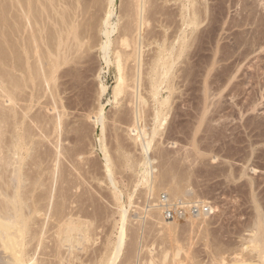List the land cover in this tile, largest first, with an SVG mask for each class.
<instances>
[{
	"label": "rangeland",
	"instance_id": "rangeland-1",
	"mask_svg": "<svg viewBox=\"0 0 264 264\" xmlns=\"http://www.w3.org/2000/svg\"><path fill=\"white\" fill-rule=\"evenodd\" d=\"M60 1L61 0H59V4ZM93 1L97 2L99 0H80V4L81 2L82 4L80 5L81 10H78V18L81 16V19L79 18V20L77 18L80 21H78L77 29H79L81 37L84 33L87 35L91 34L90 36H97L99 40L95 37L91 38H95V42H97V40L99 42L105 38L103 34L98 32V24L105 11L102 8L104 6V1L102 2L101 0L98 2L99 4L102 2L100 4L101 7L98 3H93ZM127 1L129 0H117L115 15L112 17V21L114 22L117 16H119V24L117 25H120L122 28L124 26L123 24H125V30L129 28L127 27L129 22L128 24L126 23V20L128 21L129 19H126V16L129 15L128 12H130L128 9L129 7L126 8L128 10L126 12L128 15L124 12L126 10L125 7L128 6ZM156 1L158 2H154L156 6H154V3L151 1L154 7L149 5L151 2L148 3L152 12L151 14L154 12L151 16L152 18L154 17V19H149V26L147 25L146 28L144 27L146 31L144 30V33L142 32L143 38L140 39V49L142 50L140 51L142 53H140V59H142L141 61L143 62V70H141L143 72L145 71L142 76V84L146 81L147 74L145 75V73L146 70L149 69L153 56H155L162 45L164 48L168 49L164 51L166 52L164 53L165 61L169 62L172 60L174 62L170 70L171 73L169 72L168 76L165 78L166 83L164 82L165 84H162L163 87L161 86L162 90H160L161 92L158 96L159 99H167L165 104L159 106L158 103L153 107L154 100L149 96V93H147V89L144 85L142 86L144 89L140 88L143 96L146 98L148 97L147 100H149L147 103L148 105L144 107L143 119L140 120L139 124L140 127H143L142 130L145 131L146 129L145 132L148 131L149 136L151 135V148L147 154L153 159V170L150 177L154 181L156 180L154 185H156L157 195H153L147 200V191L145 184L142 183L143 174L140 165L143 161V154L139 145L133 140L134 133L130 132L128 130L129 127H127L128 125H132V116L130 115L132 114L133 106L128 103L130 102V95H126V93L130 92L125 91V93L120 95L121 98L118 97L119 99H116L118 103L113 100L111 103L107 102L109 98L112 99V87L115 85L116 81L115 65L110 64L106 66L103 59L100 58L101 56L97 48L92 47L93 45L91 42L93 40H90V36L87 37L84 35V37H82L84 38L83 43H85L86 46L90 45L92 47H88V49L83 45L80 48V50H84V47H86L87 49L85 48V50L90 51L84 52L82 50L83 52H80L84 53L82 55L87 59L85 57L82 58L83 56L81 55H77V50H75L72 54V59L76 53L75 56H77V59H80L81 62L78 63L79 61L75 59L76 57L70 62V64L73 63L72 68H77L78 72L81 69L80 73L76 72V69H71V66L69 67L68 65L69 63L67 64L68 67L66 65L61 67L62 71H65L66 68L69 70L71 69L73 72L75 71L74 73L71 71V74H78H75L77 78L75 75L73 76L77 81L70 74L66 75L70 73L69 70L64 73L61 72L60 68L59 71L62 75L65 74L66 78L63 77L64 75L58 74V79L59 76L60 80L63 77L67 86H65V89L64 86H61L64 83L63 79L57 82H60L59 89H63L62 94L64 93L63 95H66V97L70 98L72 101H69L72 104L70 103L71 107L69 105L68 110L71 113L70 117L72 119V124L70 125L72 131L70 130L71 132L69 133L71 138L70 147L74 153H78L77 155H79L77 156L75 154L74 157L76 159L72 157L75 159L73 160L78 170L76 169L73 171V174L76 176L75 178L73 175L70 177H73L77 187H72V190H70V203L67 206L70 205L69 208L72 207L71 209L74 211V217H77L87 230L80 240V244L76 243L77 245H73L74 247L72 246V248H70L65 244L63 246V244L58 243L62 235L56 228L57 220H54V218H57L56 216L48 215L46 219L43 217L44 215H42V217L39 216L40 218L36 217L37 223L32 225V230H37V236L29 247L30 256L36 255L33 256L36 259V264H101L104 259L106 260L110 257L113 251V245L118 232L117 220L120 219L118 215L120 203L115 201V198L113 199L112 197L113 188L109 183L102 161L100 160L99 150L97 147L93 146L96 140L97 129L94 124L91 125L92 120L86 117V114H88L87 112L91 113L92 111H97V106L99 104L105 105L104 117L106 118H104V123H106V129L103 134L105 145L103 147L105 151L107 149V153L113 161L114 166L112 165L111 167L113 170L112 173L114 172L113 179L117 184V188L124 196V206L128 214L126 228V243L128 245L125 244L124 253L121 255L122 258L120 257L118 264H135L137 256L140 264H143L144 261L147 264H163V258H161L163 251H166L165 253L168 252L164 259L167 264H174L175 262V264H221L220 261L222 260L224 264L259 263L257 251H254L252 245L248 244L247 241L252 234L251 232L255 230L253 221L256 211L252 199L255 198L256 201L261 199L260 201L264 204V37H262L264 36V29H262L264 25H261L264 24V19H262L264 18V0L263 2L262 0H235L234 2H232L233 0H226V2L223 0L225 6L222 0L220 2L217 0L207 1L208 5L212 4L210 5V13H208V15L207 12L203 14L206 15V17L203 16L204 21L198 27L199 29H197L198 35L195 33L193 35L194 39L189 37L184 48H181L182 45H179V43H181L179 41V36L181 37L182 35L180 25H178L181 20V16L179 18V12L181 10L179 2L181 1ZM122 2H125L126 5ZM201 2H204V0ZM0 4L3 5L4 0H0ZM204 4L205 3L200 4V9L204 10L205 7L202 6ZM215 4H217V6L219 4L220 7H218L222 9L223 12L221 11V16L220 14H217V16L215 15L217 10L212 7L216 6ZM97 5L99 9L101 8L100 11H98ZM81 6L84 7V10ZM61 7H65V5H61ZM94 8L97 9L95 10ZM155 8L161 9V13H159V9L156 10ZM121 10L126 16L120 13L122 12ZM96 11H98V13ZM88 12H94V14L98 16L99 21L94 14L93 17H95V19H92V15ZM51 13L49 14L50 16H52ZM88 15H91V17ZM214 16L218 18L215 19ZM163 17H165V19ZM89 18L94 20L95 27H97L96 29L93 27V21V26L91 24L88 25V27L86 26L90 23ZM87 20H89V23L86 22ZM97 21L98 24L96 23ZM222 21L225 23H222ZM47 22L51 24L50 18H47ZM49 24L46 29H52ZM83 24H85L88 29L93 27L92 30L90 29L89 31L91 33H86L88 31L85 30L86 28H84ZM79 25L83 26L80 27ZM177 25L180 31H178ZM82 27L83 31L80 32V28ZM118 27L119 26H117V29ZM208 29L210 30L209 34ZM187 30L186 34L189 33V28ZM119 31L117 30L113 33V38L116 39V37H118L116 34L122 33V31ZM144 34L146 36H144ZM85 37H87V40ZM144 37L145 40H142ZM115 39L114 41H116ZM142 41H144V43ZM95 42L93 41V44ZM178 46H181V49H178ZM180 51H182V53L178 54ZM80 53L78 51V54ZM85 53L87 55H85ZM75 62L76 64H74ZM127 62L130 64L128 65ZM127 62L125 73L126 71H131V67L134 66L131 60ZM77 63L79 65L81 64V67L77 65ZM85 65L87 68H85ZM63 67H65V70H63ZM230 69L233 70L231 71ZM68 76H70L69 78L72 80L67 78ZM69 83L71 85L74 84L71 86ZM99 83H103L108 88L105 94L98 93V90H100ZM68 84L70 86H68ZM166 84H169L170 87L165 88L167 86ZM40 89L39 91H42V96L40 92L36 90L39 96L36 94L37 96H35L33 102H24L29 106L32 103L30 107L33 109L30 108L28 113L31 117L34 113L35 116L37 114L39 117L42 115L50 116L49 109H47V107H49V103L47 102L50 101L49 94L47 93L49 89ZM65 90L67 91L66 94ZM86 95H88V97ZM40 96L41 98L39 99ZM98 101L99 103H97ZM83 102H85L84 105ZM86 102H88L87 105ZM24 103L22 102L21 104L25 105ZM73 103L75 105H73ZM46 105L47 107H45ZM81 106H85V108ZM130 106L132 107L130 108ZM158 108L159 112L161 110L160 115H162L161 124L155 125L153 124L154 121L152 116H154L153 114ZM16 109L21 113L17 112L18 115L23 116L26 124L30 126L32 124L29 122L31 121L30 115L28 116L27 114L28 120V118L24 117V114H22V109ZM155 126L156 128H154ZM31 127L34 129L29 130L32 132L34 131V134L38 133L40 135L37 134L38 136L36 135L35 137L33 134V141L42 140V142L36 141L40 146L35 142L37 148L34 149V151L41 150L38 151V153L52 151V149H50L51 144L47 141L48 139L45 134L43 133V135H41V131L34 126V124L31 125L30 128ZM259 129L263 130L260 131ZM149 131L151 133L155 131V136H152ZM44 156H46V154ZM30 157L31 156H29V158ZM63 162L64 164L68 163V161L65 160ZM161 174L166 175L163 177L161 176L162 182L159 181V175ZM173 181L177 182L182 188V194L178 198H174L170 195L169 191H167ZM160 194H165L167 198H171L173 201H204L206 202L205 204H209L212 207V211L208 212L207 210L206 215L201 219L188 220L184 218L179 221H174V226L172 224L170 227L171 229L169 228L168 230L167 227H162L160 226L161 224L156 223V221L161 218V216L158 215V220H156L157 216L154 214L156 210H151L147 207L149 202L151 204L157 203ZM262 203L261 205L264 212V205ZM116 204L119 205L117 206ZM146 207L149 209V213L153 212V214H146L147 216L144 217L143 213ZM160 213L161 212L158 210V214ZM141 218H145V220ZM140 219L143 220V224ZM44 220L47 223H44ZM52 220H54L53 223ZM41 221L46 224L44 228L45 231H43L44 235L39 231L41 230ZM115 223L117 226L114 225ZM38 237L40 238V242H38ZM246 245L249 246L245 248ZM148 248L153 249L154 252L149 253ZM1 250L0 248V264H9V262H11L10 253L8 254L5 250ZM175 251L178 252L177 255L174 253ZM168 254L171 257H169ZM152 257L153 259H151ZM241 258L246 263L243 261H236ZM149 259H151L153 263H150ZM145 262L144 264H146Z\"/></svg>",
	"mask_w": 264,
	"mask_h": 264
},
{
	"label": "bare ground",
	"instance_id": "bare-ground-1",
	"mask_svg": "<svg viewBox=\"0 0 264 264\" xmlns=\"http://www.w3.org/2000/svg\"><path fill=\"white\" fill-rule=\"evenodd\" d=\"M100 1L101 0H99L97 2L93 1V3L94 2L98 3ZM151 1L153 3L154 2L158 3L156 0H154V1L153 0H129V1H127L128 6L125 7V9L129 7L128 8L130 10V12H128L129 15L126 13L128 11L127 9L124 12L128 16H126V14L123 13L122 10H121L122 12H120L121 14L123 13L124 16H126V19L129 18L128 21L125 19L127 24L129 22V24L127 26L129 28L125 30L124 29L125 24H123L124 25L122 27L123 29L121 28L120 25H117V24H119V22H118L120 19L119 16H117L116 21H114V22L112 21V17H114V15H115V5L117 3V0H102V2L104 4V6L102 8L105 11L102 9L104 11V14L102 13L103 15L100 18V21L98 20V16H96L94 14V12L93 13L88 12V13H90L92 15V19H95V17H97L96 19L99 21V24H98V21L96 22L99 25L98 32L103 34V36H105L104 40H101L98 42L99 39L97 38V36H94V35L90 36L91 34L87 35L84 32H83L84 34H82L83 35L82 37H84V35H86L87 37L90 36V40L92 39L94 42L96 39H98L97 42H95L94 44H93V41L91 40L92 41L91 44L93 45L92 47L97 48V50L99 51V55L101 56L100 58L103 59L106 66H109L110 64L115 65L116 81H115V85L112 87V96H111L112 99L109 98L107 102L111 103L112 100L116 101V99H119L118 97H120V95L125 93V91L130 92V93H126V95L127 96L130 95V97H129L130 102H128V103L132 104V106H133L132 112H131L132 114L130 115V116H132V125L129 126L127 124L128 125L127 127H129L128 130L130 132L134 133L133 140L139 145L141 152L143 154L142 155L143 161L140 165H141V172L143 174L142 183L145 184V186H146L147 200L150 199L151 196L157 195V192H156L157 190H156V185H154V182L156 180L154 181L150 177L151 172L153 170V164H152L153 159L151 157H149L147 154L149 149L151 148V138H150L151 135L149 136L148 131L145 132L146 129H145V131L142 130L143 127L142 126L140 127V124H139L140 120L143 119L142 116L144 113V107L146 105H148L147 103L149 100H147L148 97L146 98L145 96H143V94L141 92L142 90H140V88H143L142 86L144 85V87L147 89V93H149V96L151 98H153V100H154V103H153L154 106L153 107H155V104L157 105L158 103H159V106L165 104L167 99L166 98L159 99L158 96L161 92L160 90H162L161 86L165 82V78L168 76L170 70L172 69V66L174 65V62L171 60L172 58L170 59L171 61H169V62L165 61V57H164L165 54L164 53H166V52H164V51H167L168 49L164 48L163 45L161 46V44H160V46L163 48L160 49L161 48L160 47L158 49V52L155 54V56H153V60L151 59L152 61L149 65V69L146 70V73H145V75L147 74L146 81H145V83L143 82V84H142V81H143L142 76H143V73L145 71L144 72L142 71L143 70L142 69V67H143L142 63L143 62L141 61L142 59H140V56L142 54L140 52V51H142L140 49L141 48L140 47V41H141L140 39L143 38L142 34L144 33L146 26L150 23L149 21L152 18L151 16L154 14V12H153V14H151L152 13L151 9L148 6V3ZM164 1L168 2L170 0H164ZM180 1L181 2H179V5H181L180 6L181 10L179 12L180 13L179 18L181 16V18H180L181 20H180V24H178V25H180V30L182 32V35H181V37L178 35L179 41L181 42V43H179V42L178 43H179V45H182V47L178 46L179 47L178 49L184 48L186 46V44H187L186 42H188L189 37H192V39H194L193 35L195 33L198 35L197 29H199L198 27L204 21L203 16L206 17V15H203V14H206V12H207V15H208V13H210V11H209L210 7H211L210 5H212V4H209V5L207 4V1L209 2V0H204V2H201L203 0H180ZM217 1L220 2L221 0H217ZM217 1H216V3H217ZM224 1L226 2V0H224ZM234 1L235 0H233L232 2H234ZM152 2H151V4L149 3V5L153 6ZM222 2H223V0H222ZM262 2H263V0H262ZM122 3L125 4V2H122ZM155 3H154V6H156ZM203 3H205L204 5H202L205 7L204 10L200 9L201 8L200 4H203ZM81 4H82V2H81ZM81 4H80V0H61L60 4H59V0H4V4L3 5L0 4L1 5V7H0V248L3 251L5 250L6 252H8V254L10 253L11 262H9V264H29V263L30 264H36L37 263L35 257H33L36 255L34 254L33 256H30V253H29L30 252L29 247H30L32 241L37 236V233H36L37 230L36 231L32 230V225L37 223L36 217L40 218L39 216L42 217V215H44L43 217H45V219H46V217L48 215L56 216L57 218H54V220L55 219L57 220L56 221V223H57L56 228L58 229L57 231L59 233H61V235H62V236L60 235L61 237H60L58 243L63 244V246L65 244V245L69 246L70 248H72L73 245L80 244V240L82 239V237L84 236V234L87 230V229H85L83 223L81 221H79V219H77V217L76 218L74 217V211L71 209L72 207L69 208L70 205L67 206L70 203V201H69L70 196H71L70 190H72V187H77L75 180H73V177L71 178L70 176L73 175L74 178L76 177L73 174V171H75L77 169L76 163H74V160L76 159L74 156H75V154L77 155L78 153H74L72 151V148L70 147L71 138L69 136V133L72 131L70 129V125L72 124L71 123L72 119L70 117L71 113L68 110H69V105L71 107L72 101L70 100V98H67L66 95L64 96L63 95L64 93L62 94L63 89L62 90L59 89L60 88L59 87L60 82H57L58 80H60V76L58 79V74H61V72L65 73V71L68 72V70H69L67 68L65 70L64 69L65 67H63V70H65V71H62L61 67L64 65H66L67 67L69 65V67L71 66V69H73V70L76 69V72H78L77 68H72L73 63L70 64V62L72 60H74L75 57H76L75 59L78 60L77 56H75L76 53H77V55H81V56H83L82 58H84L85 56L82 55L84 53H80V52L89 51V50H85V48L91 47L89 44H88L89 46H86L85 43H83L84 38L81 37V33H79V29H77L78 21L81 19L80 18L81 16L79 17L80 19L78 18V16H79L78 10H81L80 9ZM100 4L98 3V5L101 7ZM223 4H224V2H223ZM61 5L62 6L65 5V7H61ZM98 5H97V7H98ZM215 5L216 6H212L213 9L216 8V10H217L216 11L217 13L216 14L214 13V14L216 16H217V14L218 15L220 14V16H221L222 9L219 8L220 7L219 4H218L219 7L217 6V4H215ZM82 6H84V5H82ZM224 6H225V4H224ZM58 8H59V10H58ZM83 8L84 7H82V9ZM98 9H99V7H98ZM100 9L98 11H100ZM158 9H156V10H158ZM95 10H93V11H95ZM160 10L161 9H159V11ZM88 11H90V10H88ZM98 11H96V12L98 13ZM163 11H162V15H163ZM247 11H248V9H247ZM249 11H250V9H249ZM50 13L52 16L49 15ZM159 13H161V11ZM93 14L95 15V17H93ZM91 15H88V16L91 17ZM247 15H249V14H247ZM149 16H150V18H149ZM47 18H50L51 24H49V22H47ZM163 18L165 19V17H163ZM214 18L216 19L218 17L214 16ZM89 19H90V23H89V20L86 21L89 23V24L86 23L87 27H88V25H90V24L92 25L94 23V20H92L91 18H89ZM152 19H154V17ZM258 19H259V17H258ZM262 19H264V18H262ZM155 20H157V19H155ZM92 21H93V23H92ZM236 21H237V19H236ZM46 22H47V24H46ZM212 23H211V25H212ZM222 23H225V22L222 21ZM48 24H49V26L51 25L52 29L47 28L48 29V32H47L46 27ZM79 24H81V23H79ZM83 25H84V28H86L85 24H83ZM83 25H79V26L81 27ZM93 25L92 26L95 27V23ZM98 25H96V26H98ZM178 25H177V29H178V31H180L178 28ZM261 25H264V24H261ZM117 26H119L118 29H117ZM212 26L214 27V25H212ZM93 27H91L90 29L92 30ZM96 28L97 27H95L94 29H96ZM188 28H189V33L186 34V30ZM210 28H212V27H210ZM258 28H260V27H258ZM80 29H81L80 32H82L83 27ZM90 29L86 28L85 30L88 31L86 33H88V34L91 33V32H89ZM262 29H264V28L262 27ZM117 30L118 31L119 30H121V31L125 30V31H122V33H120V34H116L118 37L115 36L116 37V39H115V38H113V33ZM121 31H119V32H121ZM150 31H152V30H150ZM209 31L210 30L208 29V34H209ZM213 31H214V29H213ZM119 32H117V33H119ZM253 32H254V30H253ZM149 35L147 36L148 38H149ZM144 36H146V35L144 34ZM210 36H211V34H210ZM87 37H85L86 40H87ZM91 37H95L96 39L91 38ZM262 37H264V36H262ZM248 38H249V36H248ZM114 39L116 41H114ZM142 40H145V37ZM142 42L144 43V41H142ZM87 43H89V42H87ZM83 45L86 47H84V50L82 49L83 50L82 51V50H80V48ZM258 47H259V45H258ZM126 49H129V50H126ZM75 50H77V51L73 56L74 58L72 59V54H73V52H75ZM78 51L80 54H78ZM248 52H249V49H248ZM110 53H111L112 57H111ZM170 53H171V51H170ZM181 53H182V51H180V53L178 52V54H181ZM244 53H245V51H244ZM85 55H87V54L85 53ZM166 56H168V55H166ZM130 60L133 62L134 66L133 67L130 66L131 69L130 68L129 69L131 71H129V72L126 71V73H125L126 62L130 61ZM78 61H79L78 63L81 62L80 59ZM91 61H92V59H91ZM88 62H90V61H88ZM170 62H171V64H170ZM78 63H77V65H79ZM74 64H76V62ZM129 64L130 63H128V65ZM227 67H228V65H227ZM60 68H61V72L59 71ZM85 68H87L86 65H85ZM89 68H91V67H89ZM71 69L69 70L70 73L66 72L67 73L66 75L70 74L73 77L76 73L74 75H72ZM80 71H81V69L79 70L78 73H80ZM58 72H60V73H58ZM228 73H229V71H228ZM63 75H62L63 77L66 76L65 74H63ZM76 75H78V74H76ZM76 75H75V77H76ZM63 77L61 78L60 81H62ZM69 77L70 76H68L67 78H69ZM79 78H81V77H79ZM66 80H68V79H66ZM70 80H72V79H70ZM70 80H68V81H70ZM64 81H65V79H63V82ZM69 84H68V86L71 85V84L70 85ZM99 84H100L99 85L100 90H98L99 91L98 93L105 94L108 88L103 83H99ZM258 85H259V82H258ZM61 86L62 87L64 86V89H65V86H67V85L64 82L63 85H61ZM77 86H78V83H77ZM37 87H39V88H37ZM41 87L46 88V90L49 89L48 92L46 91L49 94L48 96L50 97V101L47 102V103H49L48 104L49 107H47V105L45 107H47V109H49L50 116L47 115L48 116L47 117V116L42 115L41 117H39V116H37V114L35 116V113H34V115H32V117H31V115L28 113L30 111V108H31L30 106L32 103L29 106V105L25 104L24 102H26V103H27V101L33 102V100H35V96L38 95L36 90L39 91V89ZM169 87L170 86L168 84L165 88H169ZM42 88L40 90H43ZM86 88H87V86H86ZM27 89H29V90H27ZM66 89H68V88H66ZM129 89H131V90H129ZM70 91H71V89H70ZM66 92L67 91L65 90V94H66ZM79 93H80V91H79ZM40 95L42 96V91L40 92ZM41 96L39 97V99L41 98ZM86 96L88 97V95H86ZM45 99H47V98H45ZM69 101H71V102H69ZM85 101H87V100H85ZM22 102L25 105L21 104ZM36 102H37V100H36ZM87 103L88 102H86V105H87ZM97 103H99V101ZM116 103H118V100L116 101ZM5 104H7V105H5ZM84 104H85V102H83V105ZM73 105H75V104L73 103ZM17 106H19L20 108ZM132 106H130V108ZM81 107L85 108V106H81ZM104 107H105V105L99 104L97 106V111H92L91 113L87 112L88 114H86V117H88L89 119L92 120L91 125L94 124L95 128L97 129L96 140H95V143L93 144V146L97 147L99 150V154H100V158H101L100 160L102 161V165L105 169L109 183L113 188V190H112L113 196L112 197H113V199L115 198V201L119 202L121 205L120 206L118 204L119 205V214L118 215L120 216L119 220L116 219L118 221V223H117L118 226L116 225V223L114 224L118 227V229H117L118 232H117L116 240H115L114 245H113L114 246L113 251H112L109 258H107L106 260L101 259V260H103L101 262V264H118V262L120 261L121 255L124 253L123 252V250H125L124 246H125V244H127L126 243V240H127L126 239V236H127L126 228H127L128 214H127V209L124 206V204H125L124 203V196L120 192V190L117 188V186H116L117 184L115 183V181L113 179V177H114L113 173L114 172L112 173L113 170L111 168L113 165V161H112L111 157L108 155L107 149L105 151V149L103 147V146H105L104 141H103V134H104L105 129H106V125H105L106 123H104L105 122L104 118H106V117H104ZM16 108L22 109V112H23L22 114H24V117L28 118V116L30 115L31 121H29V122L32 123L31 125L34 124V126H36L41 131V133H42L41 135H43V133L45 134L46 138L48 139L47 141L51 144V145L48 144L52 147L51 148L49 146L50 149H52V151L50 150L51 152L49 150H48L49 152L45 151V152H39V153H38V151H41V150L34 151V149L37 148L36 143L38 144V142H36V141L42 142V140L41 141L36 140L35 141L36 143L33 141L34 135L36 137V135L38 133L34 134V131L32 132L31 130H29V129L33 130L34 128L33 127L30 128L31 125L29 124L30 126H28L26 124V121L23 118V116L18 115V113H20V112H18ZM31 109H33V108H31ZM38 110H39V108H38ZM261 111H262V109H261ZM160 112H161V110H160ZM160 112H159V108H158L157 110H155V112L153 114L154 116H152L153 117L152 119L154 121L153 124H155V125L161 124L160 122H161L162 115H160L161 114ZM27 114H28V116H27ZM118 114H120V113H118ZM120 117H121V115H120ZM28 120H29V118H28ZM129 124H130V122H129ZM258 127L260 128L259 125H258ZM25 128H27V129H25ZM154 128H156V126ZM261 130H263V129H261ZM259 133H261V132H259ZM151 134H152V136H155V131H153ZM75 142H77V141H75ZM38 145L40 146V144H38ZM39 146H38V148H39ZM76 146H78V145H76ZM44 153L46 154V156H44L45 155ZM32 154H33V156H32ZM29 156H31V157L29 158ZM77 156H79V155H77ZM72 157H74L75 159ZM27 158L31 159V160H28ZM64 160L68 161V163L64 164V162H63ZM131 166H132V164H131ZM162 174L159 175L160 176L159 181L162 180L161 176L162 177L166 176L165 174L164 175H162ZM157 178H159V177H157ZM158 182H156V183H158ZM167 191H169L170 195H172L174 198H178L182 194L181 186L175 181H173L171 183L170 188H168ZM167 199L170 201L172 200L171 198H167ZM260 200L257 202L255 198L252 199V202L254 203L255 211H256L255 212L256 215H255L254 221H253V225L255 227V230H253V232H251L252 234L249 236L247 243L252 245V248L254 249V251L255 250L257 251L256 253L259 257V263L258 264H264V212H263V208L261 205L262 201H260ZM155 201H156V199H155ZM178 201H180L182 203L185 202L184 200H178ZM187 201L189 202L190 200H187ZM195 201H197L199 204H205L206 203V202L200 201V200L199 201L195 200ZM117 202H114V203H117ZM129 206H130V204H129ZM147 207L151 210L152 209L156 210L154 212V214L157 216L156 220H158V217H159L158 215L161 216V218H159V220L156 221V223L161 224L160 226H162V227L163 226L167 227L169 230V228L172 226L174 221L173 220H165L162 217V206L158 202V199H157V203L151 204L149 202L147 204ZM147 207L145 209V212L143 213L144 217H146L147 215L153 214V212L149 213V211H148L149 209ZM158 210H159V212H161L160 214H158ZM207 210H208V212L212 211V207L209 204L207 205ZM205 215H206V213L199 212L197 214H194V216L188 215L185 217V219H188V220L189 219L194 220L197 218L201 219ZM141 219L145 220V218H141ZM54 220H52V223ZM141 221L143 224V220H141ZM45 222L46 221L44 220V223ZM50 222H51V220H50ZM39 223H40V221H39ZM44 223H42V221H41V227H40L41 230H39L41 232V234L43 233V231H45L44 228H45L46 224H44ZM173 226H174V224H173ZM37 228H39V227H37ZM43 235H44V233H43ZM38 236H40V235H38ZM57 236H59V235H57ZM38 242H40V238H39ZM248 246L246 245L245 248H247ZM130 247H131V245H130ZM245 248H243V249H245ZM130 250H132V249H130ZM135 250H136V248H135ZM177 250H178V248H177ZM148 252L153 253L154 251H153V249L148 248ZM165 252L166 251H163V254L161 257V258H163L162 259V263L164 262L163 264H167V263H165L166 260L164 261V259L166 258V256H167L166 254L168 252L167 253H165ZM174 253H176V255L178 254V252H176V251ZM8 254H6V255H8ZM126 254H128V253H126ZM168 256H169V254H168ZM137 257H136L137 260H136L135 264H140ZM150 257H151V255H150ZM169 257H171V256H169ZM154 258H155V256H154ZM151 259H153V257ZM151 259H149L150 263L152 262ZM177 260H179V259H177ZM236 261L237 262H240V261L244 262V260H242V258L240 260H236ZM144 262H143V264H144ZM243 262H241V263H243ZM177 263H178V261H177ZM220 263L224 264V261L222 260V261H220ZM244 263H246V262H244Z\"/></svg>",
	"mask_w": 264,
	"mask_h": 264
},
{
	"label": "built area",
	"instance_id": "built-area-1",
	"mask_svg": "<svg viewBox=\"0 0 264 264\" xmlns=\"http://www.w3.org/2000/svg\"><path fill=\"white\" fill-rule=\"evenodd\" d=\"M158 202L162 206V217L165 220L179 221L188 215L194 216V214L199 212H207L206 204H199L197 201H185L184 203L180 201H170L166 198L165 194H160Z\"/></svg>",
	"mask_w": 264,
	"mask_h": 264
}]
</instances>
